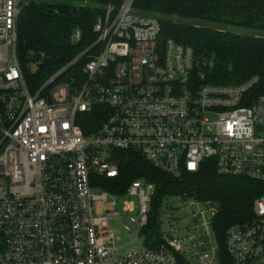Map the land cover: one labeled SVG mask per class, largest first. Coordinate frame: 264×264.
Segmentation results:
<instances>
[{"label": "built area", "instance_id": "2783aa9c", "mask_svg": "<svg viewBox=\"0 0 264 264\" xmlns=\"http://www.w3.org/2000/svg\"><path fill=\"white\" fill-rule=\"evenodd\" d=\"M35 1L0 0V264H222L211 203L167 198L181 202L182 227L162 231L165 200L162 244L123 251L109 223L121 208L126 230L142 237L156 187L138 180L123 196L94 193L92 178L118 177L117 150L139 152L175 178L212 160L219 175L264 184V90L253 94L260 78L207 83L213 62L163 41L159 18L123 0L97 19L82 79L64 78L77 58L32 90L17 43L20 15ZM80 37L77 30L72 40ZM99 107L106 118L87 135L78 117ZM226 250L231 264H264V195L250 221L228 229Z\"/></svg>", "mask_w": 264, "mask_h": 264}, {"label": "trees", "instance_id": "16d2710c", "mask_svg": "<svg viewBox=\"0 0 264 264\" xmlns=\"http://www.w3.org/2000/svg\"><path fill=\"white\" fill-rule=\"evenodd\" d=\"M40 0L22 11L18 22L17 56L23 75L32 90L46 83L55 73L78 58L64 78L73 74L82 79V70L90 55L80 58L97 40L94 26L108 4L120 6L123 0ZM88 2L85 8L78 4ZM138 13L159 18L163 41L174 40L191 47L200 59L213 62L206 82L214 85H238L259 77L253 94L264 90V37L224 31L221 27L264 32V0H135ZM212 24L214 26H210ZM79 30L81 37L73 41ZM95 53V50L91 54ZM99 107L78 117L82 131L90 135L105 120ZM82 120H87L86 123ZM119 167L116 178L94 177L92 186L123 196L138 180L154 184L152 211L142 231L144 246L157 249L164 241L159 233L160 209L173 196H186L215 207L213 231L222 264H231L226 250V234L236 224L253 218L255 200L264 195V184L246 178L222 176L209 160L197 172L184 170L180 178L156 168L136 151H113Z\"/></svg>", "mask_w": 264, "mask_h": 264}, {"label": "rangeland", "instance_id": "374dc122", "mask_svg": "<svg viewBox=\"0 0 264 264\" xmlns=\"http://www.w3.org/2000/svg\"><path fill=\"white\" fill-rule=\"evenodd\" d=\"M38 1V0H37ZM46 3H52L51 0H40ZM77 6H80L78 4ZM210 26H214L212 24H208ZM224 31H232L238 34H249L251 36L256 37H264V32L258 30H245L242 28H233V27H221ZM105 156V154H104ZM104 190H93L95 193H102ZM125 199L117 198L119 203H122ZM167 203V204H166ZM181 202L176 200H166L163 213L161 216L162 220V231L165 233H170L172 228L182 227V222L179 221L182 218L181 212ZM121 216L116 218L114 221L109 223V227L115 231L116 239H117V246L123 247V251L127 250L131 247H143L144 246V239L143 237H139L137 232H129L124 227V223L128 224V221L122 222L123 218L127 215L125 214L121 208H119ZM179 228V229H180Z\"/></svg>", "mask_w": 264, "mask_h": 264}]
</instances>
